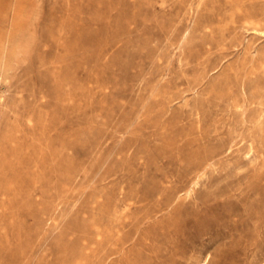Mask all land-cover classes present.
Returning <instances> with one entry per match:
<instances>
[{
	"label": "rangeland",
	"instance_id": "rangeland-1",
	"mask_svg": "<svg viewBox=\"0 0 264 264\" xmlns=\"http://www.w3.org/2000/svg\"><path fill=\"white\" fill-rule=\"evenodd\" d=\"M0 264H264V0H0Z\"/></svg>",
	"mask_w": 264,
	"mask_h": 264
}]
</instances>
